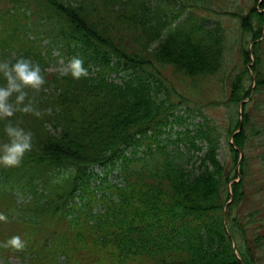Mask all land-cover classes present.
<instances>
[{
    "label": "trees",
    "instance_id": "obj_1",
    "mask_svg": "<svg viewBox=\"0 0 264 264\" xmlns=\"http://www.w3.org/2000/svg\"><path fill=\"white\" fill-rule=\"evenodd\" d=\"M219 1L0 0V57L38 61L37 105L52 108L16 114L34 146L0 168V242L25 246L0 243V259L264 264V176L252 178L253 159L264 168V0L221 12ZM219 13L236 20L233 40ZM54 49L83 57L89 75L59 76ZM208 78L223 85V128L177 86Z\"/></svg>",
    "mask_w": 264,
    "mask_h": 264
},
{
    "label": "clouds",
    "instance_id": "obj_2",
    "mask_svg": "<svg viewBox=\"0 0 264 264\" xmlns=\"http://www.w3.org/2000/svg\"><path fill=\"white\" fill-rule=\"evenodd\" d=\"M57 56L58 74L61 77L71 75L74 79L89 75V68L83 57L74 55L66 58L59 49L53 50ZM45 69L38 61L20 56L15 60L0 57V168L19 167L33 149L34 133L16 118L17 113L32 114L41 117L45 111L37 105L36 94L47 91ZM7 216L0 213V222ZM5 246L22 249L25 241L19 235L11 236L0 242Z\"/></svg>",
    "mask_w": 264,
    "mask_h": 264
},
{
    "label": "rangeland",
    "instance_id": "obj_3",
    "mask_svg": "<svg viewBox=\"0 0 264 264\" xmlns=\"http://www.w3.org/2000/svg\"><path fill=\"white\" fill-rule=\"evenodd\" d=\"M262 0H260L261 2ZM255 0H225V1H219L216 2L212 7L216 9L217 11L221 12V7L230 6L232 8L236 7H244L248 9L251 5H253ZM229 9V10H230ZM200 15H207L203 12L199 13ZM214 17H211L213 19ZM215 18H219L223 20V24L228 30L229 37L233 40V38L238 36V29H237V22L236 20H231L228 16L222 15L221 13L217 14ZM231 40V44L233 49V52L231 53L230 59L235 60L237 63H239L240 59V47L239 42L236 40L233 42ZM230 44V45H231ZM167 74L171 76V81L176 82V77L171 74L170 71L167 70ZM177 86L181 87L182 90L186 93L187 99H184V101L192 103V105H197L202 110V115H205L206 117L213 119L214 121H217L219 125L223 128V126H226L228 117H229V110L222 105L223 100L222 97H224L223 93L221 92V88L223 85L220 84L217 80H214L212 78H208L206 80H202L198 82V86L196 88H185L182 84L178 83ZM217 104H221L220 106ZM182 114V113H181ZM192 121H200L202 119L201 116H196L194 118H191ZM185 126L179 122H176L173 125H169L165 131L161 132L160 136L158 137V140L164 139L167 136H172L175 139V136H177V132L179 129H183ZM143 147H140V149ZM257 156V155H255ZM252 178L253 179H259L260 176H264V168L262 164L259 163V157L252 160ZM96 172H102V170L96 169ZM250 206V205H249ZM248 208V206H247ZM13 264H18L17 259H11ZM0 264L1 261H0Z\"/></svg>",
    "mask_w": 264,
    "mask_h": 264
}]
</instances>
